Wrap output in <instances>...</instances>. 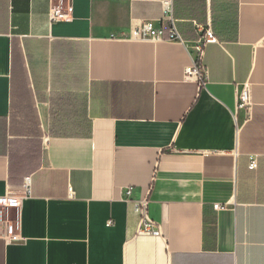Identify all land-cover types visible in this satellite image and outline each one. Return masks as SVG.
Listing matches in <instances>:
<instances>
[{"label":"crops","instance_id":"crops-1","mask_svg":"<svg viewBox=\"0 0 264 264\" xmlns=\"http://www.w3.org/2000/svg\"><path fill=\"white\" fill-rule=\"evenodd\" d=\"M166 1L184 42L137 39ZM6 195L0 264H264V0H0Z\"/></svg>","mask_w":264,"mask_h":264},{"label":"built area","instance_id":"built-area-1","mask_svg":"<svg viewBox=\"0 0 264 264\" xmlns=\"http://www.w3.org/2000/svg\"><path fill=\"white\" fill-rule=\"evenodd\" d=\"M49 17L51 22H60V21H70L71 14L68 11H64L61 8L60 3H55L50 7ZM200 37L197 39L194 45V51L196 54L197 60L201 58L203 54L204 47L210 43H217V39L215 38L210 27L203 28L198 26ZM163 31L167 32V40L184 42L180 31L178 29L177 21L173 17V8L172 3L170 1H166L163 4V19L161 22V26L156 28L152 21H147L143 23L134 33V36L142 41H150L156 39H165L163 36ZM201 66H195L192 69V72L195 73L200 80H204V75L202 72ZM250 105L248 90L247 87L244 86L238 92V109H248ZM257 167L256 157H250L249 168L255 169ZM29 184V179H25V186L27 187ZM28 191V190H27ZM132 189L127 187L123 191V200L128 201L131 200ZM20 196H1L0 197V208L5 207H17L21 203ZM134 211L138 215V234L148 235L153 237L161 236V229L159 225L150 218L148 213V204L149 201L147 198H143L141 200L133 201ZM215 208H218L217 206ZM110 224V223H108Z\"/></svg>","mask_w":264,"mask_h":264},{"label":"trees","instance_id":"trees-1","mask_svg":"<svg viewBox=\"0 0 264 264\" xmlns=\"http://www.w3.org/2000/svg\"><path fill=\"white\" fill-rule=\"evenodd\" d=\"M172 8H173V17H174V19L178 22L179 20L175 17V12H174L175 7H174V4H173V3H172ZM191 20L195 21V19H191ZM196 22H197V21H196ZM204 28H205V27H204ZM178 29H179L180 34H181V36H182V33H181V30H180V27H178ZM211 30H212V32H213L215 38L218 40L217 35H216L215 32L213 31V29H211ZM199 37H200V35H199ZM182 39H183V36H182ZM199 62H200L199 60H196L195 64H196L197 66H200V65H199L200 63H199ZM58 133H59V132L56 131V135H57Z\"/></svg>","mask_w":264,"mask_h":264}]
</instances>
